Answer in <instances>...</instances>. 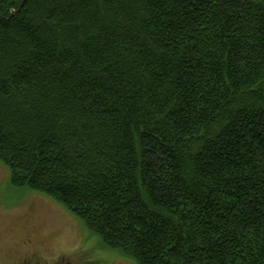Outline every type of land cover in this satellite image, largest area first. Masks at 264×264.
<instances>
[{
    "label": "trees",
    "instance_id": "16d2710c",
    "mask_svg": "<svg viewBox=\"0 0 264 264\" xmlns=\"http://www.w3.org/2000/svg\"><path fill=\"white\" fill-rule=\"evenodd\" d=\"M0 163L135 264H264V0H0Z\"/></svg>",
    "mask_w": 264,
    "mask_h": 264
},
{
    "label": "rangeland",
    "instance_id": "374dc122",
    "mask_svg": "<svg viewBox=\"0 0 264 264\" xmlns=\"http://www.w3.org/2000/svg\"><path fill=\"white\" fill-rule=\"evenodd\" d=\"M135 264L108 251L97 236L51 198L12 187L0 163V264Z\"/></svg>",
    "mask_w": 264,
    "mask_h": 264
},
{
    "label": "flooded vegetation",
    "instance_id": "af4514ba",
    "mask_svg": "<svg viewBox=\"0 0 264 264\" xmlns=\"http://www.w3.org/2000/svg\"><path fill=\"white\" fill-rule=\"evenodd\" d=\"M54 260H55V259H54ZM23 264H30V263L27 261V262H25V263H23ZM45 264H47V263H45ZM51 264H61V263H60V262L58 263V261L55 260V261H52Z\"/></svg>",
    "mask_w": 264,
    "mask_h": 264
}]
</instances>
